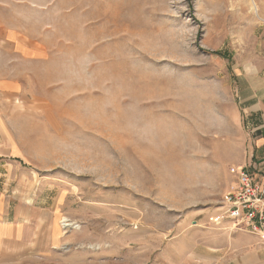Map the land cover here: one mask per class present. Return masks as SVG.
<instances>
[{"label": "rangeland", "instance_id": "374dc122", "mask_svg": "<svg viewBox=\"0 0 264 264\" xmlns=\"http://www.w3.org/2000/svg\"><path fill=\"white\" fill-rule=\"evenodd\" d=\"M0 29L1 191L37 212L0 264H228L264 0H0Z\"/></svg>", "mask_w": 264, "mask_h": 264}, {"label": "crops", "instance_id": "0c3cea01", "mask_svg": "<svg viewBox=\"0 0 264 264\" xmlns=\"http://www.w3.org/2000/svg\"><path fill=\"white\" fill-rule=\"evenodd\" d=\"M1 32L0 29V42L3 44L11 42L8 32L6 35ZM2 38L5 41H2ZM10 65V63L7 64L9 71L6 75L3 76L0 73V90L3 92L13 86H20L22 82L10 71ZM245 91H248L247 95ZM242 98L248 106L253 107L251 113L259 116L262 123L256 129L260 131V134L255 137L256 146L253 158L256 162L253 163L251 172L255 173L254 168L259 167L264 170V81L262 84L250 83L249 86L242 89ZM3 156L0 149V184L3 181L1 180L3 172L7 171L9 165L1 159ZM15 200L14 196L11 197L7 192L1 191L0 186V259L6 256L11 249L21 250L26 245H31L32 242L33 217L37 212L33 211L29 203L16 202ZM39 217L41 216L39 215ZM46 224L47 219H45L44 225ZM230 246L231 250L237 254L227 260L228 264L229 262L230 264H264V232L260 234L236 233Z\"/></svg>", "mask_w": 264, "mask_h": 264}, {"label": "built area", "instance_id": "2783aa9c", "mask_svg": "<svg viewBox=\"0 0 264 264\" xmlns=\"http://www.w3.org/2000/svg\"><path fill=\"white\" fill-rule=\"evenodd\" d=\"M254 169L255 173L237 171L236 186L225 195L223 210L214 218L216 226L228 224L231 234L264 232V170Z\"/></svg>", "mask_w": 264, "mask_h": 264}, {"label": "bare ground", "instance_id": "6f19581e", "mask_svg": "<svg viewBox=\"0 0 264 264\" xmlns=\"http://www.w3.org/2000/svg\"><path fill=\"white\" fill-rule=\"evenodd\" d=\"M67 222H68V220L65 219V220L63 221V224H65V226H71V225H72L71 223L68 224ZM66 223H67V224H66Z\"/></svg>", "mask_w": 264, "mask_h": 264}]
</instances>
